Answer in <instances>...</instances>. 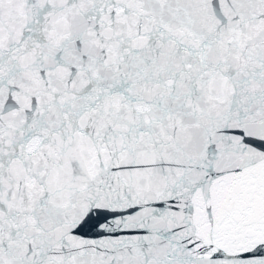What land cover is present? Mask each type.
Listing matches in <instances>:
<instances>
[{"label": "snow or ice", "instance_id": "obj_1", "mask_svg": "<svg viewBox=\"0 0 264 264\" xmlns=\"http://www.w3.org/2000/svg\"><path fill=\"white\" fill-rule=\"evenodd\" d=\"M0 264H264V0H0Z\"/></svg>", "mask_w": 264, "mask_h": 264}]
</instances>
